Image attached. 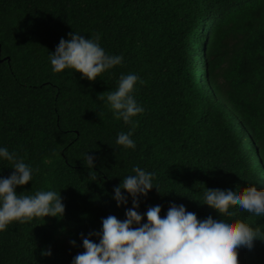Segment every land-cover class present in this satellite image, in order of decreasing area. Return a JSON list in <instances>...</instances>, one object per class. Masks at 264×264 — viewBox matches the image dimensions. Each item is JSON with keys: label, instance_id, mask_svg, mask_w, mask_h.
I'll return each mask as SVG.
<instances>
[{"label": "trees", "instance_id": "obj_1", "mask_svg": "<svg viewBox=\"0 0 264 264\" xmlns=\"http://www.w3.org/2000/svg\"><path fill=\"white\" fill-rule=\"evenodd\" d=\"M73 32L99 37L122 65L94 82L53 72L49 55ZM122 74L142 81L133 95L145 111L129 124L98 98ZM130 131L136 147L121 149ZM0 147L35 170L17 194L52 190L65 205L62 219L0 232V264H71L103 219H125L132 200L117 207L113 189L133 166L159 189L140 197L142 215L182 204L216 216L200 204L203 185L264 190V0H0ZM12 172L0 162V178ZM230 211L264 229V217ZM237 253L238 264H264V241Z\"/></svg>", "mask_w": 264, "mask_h": 264}, {"label": "clouds", "instance_id": "obj_2", "mask_svg": "<svg viewBox=\"0 0 264 264\" xmlns=\"http://www.w3.org/2000/svg\"><path fill=\"white\" fill-rule=\"evenodd\" d=\"M52 71L62 73L67 69L81 74L82 79L94 82L102 73L122 65L123 56L105 52L99 37L85 38L78 33L61 39L54 53L49 55ZM139 81L134 74H122L117 88L100 95L115 118L124 124L145 111L137 103L133 92ZM142 83V81H139ZM121 149H135L132 132H121L116 138ZM9 162L13 172L0 178V232L13 222L26 223L36 218L62 219L65 214L60 193L40 190L34 194H17V188L28 185L34 169L15 152L0 147V162ZM87 168L95 167L94 157L85 156ZM155 173L133 166L131 174L113 189L117 207L126 206L129 197L132 207L125 212V219L109 215L102 220L99 232L82 237L83 252L71 264H238L237 249H252L257 240L264 241V229L253 228L240 219H232L230 208L257 217H264V190L256 186L208 189L203 185L202 205L214 209L216 216L198 219L184 205L172 204L161 216L159 205L140 214V197H147L154 188ZM202 185V184H200ZM126 193V195H125ZM226 214V215H225ZM98 242H94L92 237ZM74 244V242H72ZM50 256L51 251L42 253Z\"/></svg>", "mask_w": 264, "mask_h": 264}]
</instances>
